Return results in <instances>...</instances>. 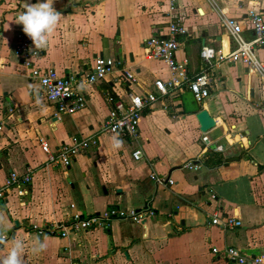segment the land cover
<instances>
[{
	"label": "crops",
	"instance_id": "1",
	"mask_svg": "<svg viewBox=\"0 0 264 264\" xmlns=\"http://www.w3.org/2000/svg\"><path fill=\"white\" fill-rule=\"evenodd\" d=\"M37 2L0 0V187L12 172L31 177L0 201V260L14 240L24 242L22 264H239L223 257L228 247L245 264L264 256V76L241 62L205 67L199 55L202 47L218 55L235 49L224 17L244 21L243 37L250 40L246 14L255 10L264 18V0H176L173 11L170 0H53L61 19L47 46L37 49L34 66L78 76L96 59L112 64L88 89L84 108L71 115L56 113L15 55L23 33L16 20ZM172 20L186 31L177 59L187 62L191 78L206 69L210 97L198 104L185 85L158 96L142 115L137 139L100 133L109 98L126 99L127 89L151 92L155 80L169 78L168 67L146 58L144 49L148 39L167 37ZM255 56L264 67V46ZM123 71L135 77L129 88ZM201 110L215 121L205 133L196 120ZM90 135L98 136V146L68 168L47 163L41 143L54 151L73 136ZM138 149L143 156L135 161ZM189 161L200 169L185 170ZM154 175L174 184H157ZM110 208L152 214L142 223L118 219L66 238L35 233L70 212L85 217ZM214 216L234 217L241 226L223 230L209 224ZM37 238L45 247L34 253Z\"/></svg>",
	"mask_w": 264,
	"mask_h": 264
},
{
	"label": "built area",
	"instance_id": "2",
	"mask_svg": "<svg viewBox=\"0 0 264 264\" xmlns=\"http://www.w3.org/2000/svg\"><path fill=\"white\" fill-rule=\"evenodd\" d=\"M176 0H170V11L175 8ZM243 22L233 18H222V27L228 33L230 39L235 44V49L227 55L214 52L209 47H202L200 58L205 67H211L213 61H227L229 63L241 62L247 66L249 71H253L264 76V67L255 56V52L264 46V18L255 10H249L245 17V22L249 27L252 37L246 40L243 37ZM186 34L185 29L178 22L172 20L168 25V33L165 38H150L145 44V57L151 60L163 62L169 70L167 80L157 79L153 83L154 90L145 93H134L127 89L126 99L116 95L109 98V109L100 133L120 135L123 137L138 138V129L143 113L152 107L158 96H166L175 93L183 86H187L196 103L202 104L211 95L209 88L208 72L202 70L197 76L191 78L187 71V62L177 59V51L180 47V38ZM38 54V50L33 47L32 41L22 33L18 39L15 55L20 59L22 65L31 80L38 81L44 99L55 105L58 115H71L84 108L87 102L88 89L96 82L103 80L111 72L110 61L96 59L90 71L78 76H60L53 69L41 70L33 64V58ZM120 77L126 82L127 88L136 83L135 77L128 71H123ZM262 107V108H261ZM264 110V102L261 104ZM203 142H208L206 136H202ZM98 136H73L68 142H62L54 151L50 150L47 143H41V149L47 156V163L55 167L68 168L72 161L82 153L98 146ZM133 160L142 159L141 150H135L131 154ZM201 165L194 161L186 162L183 165L185 170H198ZM154 182L160 185H173L170 179L164 183L155 175L152 176ZM31 182L29 171L25 174L12 172L4 184L0 187V201H2L13 187L27 186ZM74 205L70 206V210ZM151 211L142 209L130 211L123 214L115 208L106 209L101 213L90 216H81L79 213L68 215L62 223H47L35 229L39 237H59L66 238L73 232H85L92 229H106L110 222L118 219H129L135 223L144 222ZM209 224L220 227L223 230L235 229L241 223L234 217L224 216L221 219L217 216L211 218ZM223 257L228 261L245 264L246 258L236 248L228 247L222 252ZM251 264H264V256L255 257Z\"/></svg>",
	"mask_w": 264,
	"mask_h": 264
},
{
	"label": "clouds",
	"instance_id": "3",
	"mask_svg": "<svg viewBox=\"0 0 264 264\" xmlns=\"http://www.w3.org/2000/svg\"><path fill=\"white\" fill-rule=\"evenodd\" d=\"M61 19V14L53 8V0H43L36 4H28L26 10L22 12L16 24L22 25L23 33L32 41L35 49L45 48L48 39L56 30ZM118 146V145H117ZM4 219L0 214V222ZM24 242L14 240L5 258L0 260V264H22L24 252ZM45 245L37 238L32 249L34 253L44 250Z\"/></svg>",
	"mask_w": 264,
	"mask_h": 264
},
{
	"label": "water",
	"instance_id": "4",
	"mask_svg": "<svg viewBox=\"0 0 264 264\" xmlns=\"http://www.w3.org/2000/svg\"><path fill=\"white\" fill-rule=\"evenodd\" d=\"M119 59H117L118 61ZM110 93V92H109ZM112 96V94L110 93ZM112 98H115L114 96ZM196 120L199 124V129L202 133H205L215 127L214 119L209 115L206 110H201L196 114Z\"/></svg>",
	"mask_w": 264,
	"mask_h": 264
},
{
	"label": "rangeland",
	"instance_id": "5",
	"mask_svg": "<svg viewBox=\"0 0 264 264\" xmlns=\"http://www.w3.org/2000/svg\"><path fill=\"white\" fill-rule=\"evenodd\" d=\"M188 97H189V95H188ZM190 101H193V100L190 98ZM190 101H189V102H190Z\"/></svg>",
	"mask_w": 264,
	"mask_h": 264
}]
</instances>
